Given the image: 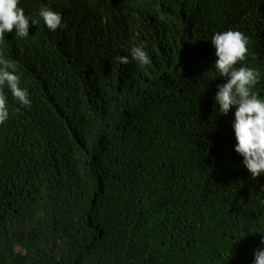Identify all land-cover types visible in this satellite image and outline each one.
Returning a JSON list of instances; mask_svg holds the SVG:
<instances>
[{
    "label": "trees",
    "instance_id": "trees-1",
    "mask_svg": "<svg viewBox=\"0 0 264 264\" xmlns=\"http://www.w3.org/2000/svg\"><path fill=\"white\" fill-rule=\"evenodd\" d=\"M43 20L0 37L31 105L9 89L0 124V264H252L264 173L234 150L216 31L248 37L237 62L264 98V0H19ZM143 43L151 63L129 49ZM129 56L128 63L119 57Z\"/></svg>",
    "mask_w": 264,
    "mask_h": 264
},
{
    "label": "clouds",
    "instance_id": "clouds-1",
    "mask_svg": "<svg viewBox=\"0 0 264 264\" xmlns=\"http://www.w3.org/2000/svg\"><path fill=\"white\" fill-rule=\"evenodd\" d=\"M19 0H0V37L7 32H15L20 37L29 34L31 26H36L42 19L50 31L65 27L62 14L46 4H41L38 13L27 15ZM210 42L214 48L215 70L225 77L217 85L214 100L216 112L228 114L234 110L231 127L234 131V150L243 158L242 163L253 178L264 173V98L259 97L253 86L259 79L254 68L237 62L245 58L248 52V37L236 29L216 31ZM0 44V124L9 118L8 97L3 89L6 86L20 104L31 105V98L26 87L21 86V77L16 72V65L4 58ZM130 57L140 65H148L151 58L143 43L129 49ZM121 63H128L129 56L119 57ZM252 264H264V237L254 252Z\"/></svg>",
    "mask_w": 264,
    "mask_h": 264
}]
</instances>
